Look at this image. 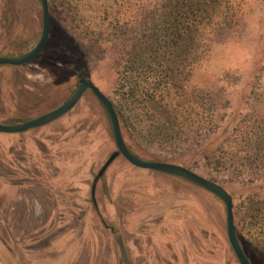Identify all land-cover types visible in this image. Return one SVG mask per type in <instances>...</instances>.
<instances>
[{"label":"rangeland","instance_id":"obj_1","mask_svg":"<svg viewBox=\"0 0 264 264\" xmlns=\"http://www.w3.org/2000/svg\"><path fill=\"white\" fill-rule=\"evenodd\" d=\"M48 1L52 28L74 39L79 66L126 111L143 148L218 179L233 195L238 231L264 242V223L247 216L264 201V81L252 89L264 57V0H230L201 28L186 64L168 46L136 58L134 43L162 24L163 0ZM42 28L39 0H0V56L31 49ZM78 85L72 64L53 56L1 65L0 123L51 111ZM117 149L91 91L46 126L0 132V264H240L218 196L123 155L97 182L96 210V176ZM253 259L264 264L261 253Z\"/></svg>","mask_w":264,"mask_h":264},{"label":"trees","instance_id":"obj_2","mask_svg":"<svg viewBox=\"0 0 264 264\" xmlns=\"http://www.w3.org/2000/svg\"><path fill=\"white\" fill-rule=\"evenodd\" d=\"M229 1L230 0H163L161 3L162 24H154L152 28H148L149 31L146 34H143L142 38L134 43L136 58L142 60V58L145 57L147 49L168 46L177 53L178 62H184L186 64L188 61H191L195 46L198 42L199 31L203 26L212 22L222 12V9ZM56 30L57 28H52L48 42L38 57L48 58V56H53L61 61L70 62L72 64L73 77H77L78 79L80 77L90 78V71L88 68L79 66L80 63H83V59L82 55H80L77 43L72 37H69L61 30ZM159 30L162 34V38L160 35H157V31ZM31 41L33 40L30 39V42ZM28 46L29 43L24 44L21 49L26 52L30 50L28 49ZM167 54L170 55V57L172 56L169 52ZM263 81L264 57L258 67L257 74L252 84V89H254L256 85L260 86ZM132 90L134 92L140 91L142 90V87L136 85L133 86ZM154 94L156 93L154 92ZM115 106L120 117L125 141L129 149L135 155L143 159L170 161L183 164V159H161L155 154L146 151V149L139 143L133 129L131 128L126 111L116 103ZM196 151H203L205 154L210 152L211 148L205 147L197 149ZM213 180L220 183L218 179ZM247 216L254 225L263 224L264 201H255L253 205L249 207ZM238 235L247 256L253 264H256L253 259V254L258 252L264 256V242H255L239 231Z\"/></svg>","mask_w":264,"mask_h":264},{"label":"water","instance_id":"obj_3","mask_svg":"<svg viewBox=\"0 0 264 264\" xmlns=\"http://www.w3.org/2000/svg\"><path fill=\"white\" fill-rule=\"evenodd\" d=\"M39 1L41 3L43 12V28L39 41L34 47H32L26 52L9 56H0V66H23L34 61L43 51L50 37L53 20L49 10V1ZM87 91H91L104 106L112 124L114 138L118 147V151L131 164L136 167L173 174L186 180H189L209 190L224 202L226 206L227 233L231 247L240 264H253L247 256L239 239L237 227L235 224L234 198L232 193L223 184L208 177H205L199 174L198 172L194 171L193 169L186 167L182 164L170 161L143 159L135 155L129 149L125 141L120 117L114 101L105 92H103L91 78L81 77L79 80V85L73 92V94L62 105L58 106L57 108L25 122L14 124L0 123V132L19 133L29 130L31 128L48 124L71 111L78 104V102L81 100V98Z\"/></svg>","mask_w":264,"mask_h":264},{"label":"flooded vegetation","instance_id":"obj_4","mask_svg":"<svg viewBox=\"0 0 264 264\" xmlns=\"http://www.w3.org/2000/svg\"><path fill=\"white\" fill-rule=\"evenodd\" d=\"M37 44V43H36ZM35 44V45H36ZM34 45V46H35ZM81 78V77H80ZM79 78V80H80ZM62 105V104H61ZM49 112V111H48ZM40 116V115H39ZM61 118V117H60ZM59 119V118H58ZM31 120V119H30ZM57 120V119H56ZM55 121V120H54ZM53 122V121H52ZM51 123V122H50ZM49 124V123H48ZM47 124L45 125H42V126H39V127H43V126H46ZM39 127H35V128H31L29 130H26V131H23V132H19V133H9V134H22L24 132H27V131H30V130H33V129H36V128H39ZM5 133V132H3ZM119 155H122L119 153L118 149L110 156V158L106 161V163L104 164V166L101 168V170L98 172L97 176H96V179H95V183L93 185V188H92V191H91V197H92V202H93V205L95 206L96 210L98 209V200H97V197H96V188H97V182L98 180L105 174V172L107 171V169L113 164V162L118 158ZM114 156V157H113ZM168 174V173H167ZM173 175V174H171ZM176 176V175H175ZM179 177V176H178ZM184 179V178H183ZM189 181V180H188ZM191 182V181H190Z\"/></svg>","mask_w":264,"mask_h":264}]
</instances>
